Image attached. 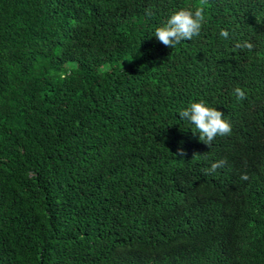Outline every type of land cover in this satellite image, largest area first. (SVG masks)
<instances>
[{
	"label": "trees",
	"instance_id": "obj_1",
	"mask_svg": "<svg viewBox=\"0 0 264 264\" xmlns=\"http://www.w3.org/2000/svg\"><path fill=\"white\" fill-rule=\"evenodd\" d=\"M0 264H264V0H0Z\"/></svg>",
	"mask_w": 264,
	"mask_h": 264
},
{
	"label": "clouds",
	"instance_id": "obj_2",
	"mask_svg": "<svg viewBox=\"0 0 264 264\" xmlns=\"http://www.w3.org/2000/svg\"><path fill=\"white\" fill-rule=\"evenodd\" d=\"M204 22L205 13L203 8L197 7L194 10L179 9L171 13L164 23L157 26L151 36H155L166 47L174 48L183 41H190L194 37H198ZM219 36L228 39L229 32L221 29ZM234 95L237 100H243L246 96L244 90L239 87L234 89ZM178 116L182 121L195 126V132L199 133V140L208 147L217 137L232 133V125L224 118V113L203 100L192 102L189 106L179 110ZM225 163L224 160L215 161L208 171L214 173L217 169L222 168ZM241 179L247 180L248 176L242 174Z\"/></svg>",
	"mask_w": 264,
	"mask_h": 264
}]
</instances>
